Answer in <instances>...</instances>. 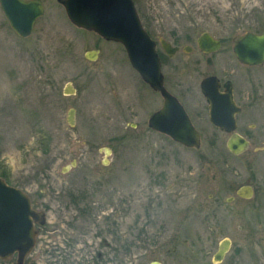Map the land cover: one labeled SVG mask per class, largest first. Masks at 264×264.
<instances>
[{"label": "rangeland", "instance_id": "374dc122", "mask_svg": "<svg viewBox=\"0 0 264 264\" xmlns=\"http://www.w3.org/2000/svg\"><path fill=\"white\" fill-rule=\"evenodd\" d=\"M42 1L26 39L0 10V178L45 214L24 264H213L224 239L219 264H264V138L234 156L207 117L194 121L197 150L151 131L162 99L124 49L72 26L57 0ZM133 2L167 61V85L188 93L176 96L192 114L205 107L198 83L208 72L191 67L197 38L208 33L230 54L239 36L264 24V0ZM161 41L193 51L169 58ZM90 51L99 52L94 62ZM244 186L252 199L236 196Z\"/></svg>", "mask_w": 264, "mask_h": 264}, {"label": "water", "instance_id": "95a60500", "mask_svg": "<svg viewBox=\"0 0 264 264\" xmlns=\"http://www.w3.org/2000/svg\"><path fill=\"white\" fill-rule=\"evenodd\" d=\"M70 22L76 27L93 31L107 41L120 43L128 56L131 66L139 73L141 79L162 96V108L155 112L148 121V127L170 137L186 148L199 149L200 135L191 124L183 107L163 86L161 64L156 52V44L144 30L132 0H58ZM3 11L11 28L20 37H27L35 20L44 14L40 0H0ZM198 48L205 52L219 49V41L208 33H203L197 40ZM163 51L173 55L178 48L161 41ZM190 51L189 47L184 48ZM233 52L240 62L249 65L258 64L264 58V34L248 32L239 37L233 46ZM94 51L85 54L88 60H95ZM214 78H208L201 84L202 94L210 105V122L222 131L234 129L232 111L234 104L231 96L221 99L215 93ZM70 88L67 95L73 94ZM74 110H69V124L74 125ZM227 149L234 155H240L248 148V142L239 135H234L226 143ZM253 191L242 187L237 196L250 199ZM29 218V219H28ZM26 220V221H25ZM45 223L43 213L30 209L29 198L21 190L9 187L0 179V258L7 259L18 252L17 264H24L26 256L35 245L37 231L32 224ZM19 237H16V236ZM5 242V243H4ZM10 247H7V246ZM230 241L220 242L213 263H221L228 252ZM151 264H158L152 262Z\"/></svg>", "mask_w": 264, "mask_h": 264}, {"label": "flooded vegetation", "instance_id": "af4514ba", "mask_svg": "<svg viewBox=\"0 0 264 264\" xmlns=\"http://www.w3.org/2000/svg\"><path fill=\"white\" fill-rule=\"evenodd\" d=\"M22 1H33V0H22ZM40 1L43 4V1L42 0ZM0 10H1V6H0ZM3 16H4V13H3ZM5 20L8 23L6 18ZM37 20L34 21L31 27L30 34L27 37H20L11 28L9 23H8V26L16 34L17 37L21 39H26L32 35L33 29H34V26ZM74 27L79 30L81 29L76 26ZM261 29L262 30L259 33H255V34L263 35L264 34V24L261 26ZM83 31H86V30H83ZM86 32H90V31H86ZM90 33H93V32H90ZM98 38L100 37L98 36ZM100 39L103 40L102 38ZM219 42H220L219 49L214 52L208 53L205 51H201L197 48L196 57H194L192 65H191L193 71H196V70L200 71L203 67L204 68L206 67L208 69V72L203 71L200 73V76H202V78L200 82L198 83V94H199L198 96H200L203 99L205 107H198L196 104V106L194 107L193 114L190 113L189 111L187 112L184 105L179 101L178 97L181 98L182 100H187L188 93L186 91L183 92L180 90H175V88L170 84L168 86L165 75L163 74L164 87L170 94H172L179 101V103L184 108L187 116L191 120L192 124L197 129V127L194 124V121H196L197 119H201V118L203 119L207 117L208 122L210 123V105L206 102V99L204 98L202 94L201 83L208 78H214L217 83L211 84V86H215V93L218 94L219 97H221V99L227 98L228 95L231 96V100L234 106L230 111H232V116L234 120V125H233L234 129L230 132L222 131L220 128L212 125L211 123L210 124L214 129L224 134L227 137V141L230 138H232L234 135H239L243 137L248 142L247 150L240 154V155H243L250 148V145H251L250 140L257 139L259 141L261 140V138H264V58L258 64H255V65H249L244 62L242 63L235 57L232 50L230 54L229 53L226 54V52H221L220 49L222 46V42L220 40ZM117 45L122 47V45L118 43ZM178 48L179 49L176 51L175 54L179 52L183 54H190L193 51L191 47H190V51H185L183 49L185 47L183 48L178 47ZM95 52L97 53V57H98L99 52L98 51H95ZM175 54H173L172 56H174ZM166 56H168L169 58H172V56L170 55H166ZM159 57H160V61L162 65V73H163V67L167 61L164 60V57H162L161 55ZM91 62H94V61H91ZM174 82L175 81H172L171 84H173ZM144 85L148 87V89H150L149 86H147L145 83ZM150 90L156 93L162 99V97L160 96L158 92H155L152 89ZM163 103H164V100L162 99L161 107L163 106ZM197 131L199 132L198 129ZM200 137H201V134H200ZM257 151L263 152L264 147H260ZM240 155H234V156H240ZM244 187H250L252 189L251 186H244ZM252 191L254 195V190L252 189ZM236 196H237V193H236ZM30 205H31V200H30ZM31 209L34 210L32 207ZM33 227L34 229L38 228L37 225L35 224H33Z\"/></svg>", "mask_w": 264, "mask_h": 264}]
</instances>
